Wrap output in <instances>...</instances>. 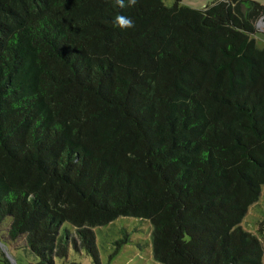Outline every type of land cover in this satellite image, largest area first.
I'll return each mask as SVG.
<instances>
[{"label": "trees", "instance_id": "obj_1", "mask_svg": "<svg viewBox=\"0 0 264 264\" xmlns=\"http://www.w3.org/2000/svg\"><path fill=\"white\" fill-rule=\"evenodd\" d=\"M263 15L256 0H0L9 237L40 264L71 245L98 262L95 228L136 217L163 264H262L242 222L264 186Z\"/></svg>", "mask_w": 264, "mask_h": 264}, {"label": "rangeland", "instance_id": "obj_2", "mask_svg": "<svg viewBox=\"0 0 264 264\" xmlns=\"http://www.w3.org/2000/svg\"><path fill=\"white\" fill-rule=\"evenodd\" d=\"M214 1L181 0V3L194 8H204ZM256 1L264 4V0ZM164 2L172 5L175 0H164ZM255 37L258 45L264 47V27H258ZM263 219L264 186L259 201L250 207L242 222L245 229L256 233L262 241H264V235L259 231V225ZM11 221L12 217L8 216L0 224V264H40V259L23 245L24 239L14 240L9 237L8 227ZM66 226L70 224L67 223ZM95 230L99 249L98 262H95L84 249L78 250L71 245L69 256L56 257L55 264H163L153 255L152 225L149 220L121 217Z\"/></svg>", "mask_w": 264, "mask_h": 264}, {"label": "clouds", "instance_id": "obj_3", "mask_svg": "<svg viewBox=\"0 0 264 264\" xmlns=\"http://www.w3.org/2000/svg\"><path fill=\"white\" fill-rule=\"evenodd\" d=\"M137 3L138 0H114V6H119L120 8L134 7ZM113 24L114 26H118L121 30H127L135 27L134 20L123 14L115 16ZM261 244L264 245V241H261ZM262 264H264V258H262Z\"/></svg>", "mask_w": 264, "mask_h": 264}, {"label": "built area", "instance_id": "obj_4", "mask_svg": "<svg viewBox=\"0 0 264 264\" xmlns=\"http://www.w3.org/2000/svg\"><path fill=\"white\" fill-rule=\"evenodd\" d=\"M257 28L258 27H264V15L258 20L257 22Z\"/></svg>", "mask_w": 264, "mask_h": 264}]
</instances>
